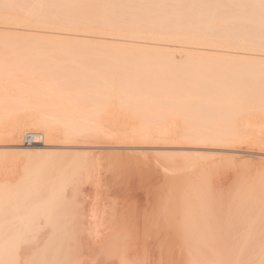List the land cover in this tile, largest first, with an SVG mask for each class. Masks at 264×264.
<instances>
[{"label":"rangeland","instance_id":"1","mask_svg":"<svg viewBox=\"0 0 264 264\" xmlns=\"http://www.w3.org/2000/svg\"><path fill=\"white\" fill-rule=\"evenodd\" d=\"M105 1H107V3ZM230 1L231 0H228V2ZM77 2L82 5L88 3V5L85 4V11L88 13L94 12L95 6H97L95 7L96 10L99 9L98 7L101 8V6H103L102 9H100L103 11L105 6L108 8L110 5L111 8L116 5L117 7L122 6L121 9H116L124 12L127 10L131 11L133 8L131 7L132 4H135V0H77ZM128 3H130L129 5H131V8L129 5L127 6ZM90 5L91 9L88 7ZM123 5L125 7H123ZM134 6L136 7L137 5L135 4ZM126 7H129V9H126ZM122 8L126 10H122ZM5 10L8 11V14L11 12V14L15 13L14 8L8 9L5 7L2 9L0 8V13H7ZM137 10L138 9H135L133 13ZM233 10L236 9L234 8ZM170 11L171 10L168 9V12ZM117 12L118 10H116V13L114 14L116 15L121 13L120 11L119 13ZM171 12V14H173L174 10ZM95 13H99V10ZM130 13H132V11ZM174 14H176L181 20H184V18H182V16H185L184 13H180L179 15L177 13ZM174 14L172 15V18L169 17L170 19L167 17L168 21L166 20V23L164 22L162 24H158L156 22H152L153 24H156H150L149 27L146 26L145 28L148 27L147 29H149L151 27L150 30L152 31V29L156 28L157 25L159 26V29H161L160 31L163 29L162 32L165 33L166 31L167 34L169 32L173 34L175 30L177 32V29L179 30L180 28L187 31L186 29L188 28L190 31L188 30L186 33L189 34L190 32L191 35H189L192 36L193 33L191 31H194V29L192 30V26L195 23H193V25L182 23V21L178 20L177 16L175 15V17ZM111 17L118 18L117 21L123 20L119 18V15L118 17L116 15L110 16L102 23L101 21L89 23L88 21H85L86 19L84 20L85 22L78 21V25L75 24L72 26L64 22H55L53 24V28L56 29L36 28L32 26H12L0 23V75L6 77V79L3 80L6 84L2 82L0 84V193H3L4 195L8 193L6 196H13L15 202L12 208L10 207V212L7 211L6 213H2L0 215V219L3 217V220H0V222L4 221L5 223H3L5 227L2 223H0V227L2 225V228L6 230L7 226L10 231L7 229L6 232L9 233L19 229V231L17 230L18 232L16 231V233L14 232L13 234L14 236L19 233L21 235V231H23L24 226L18 221V219L20 217L25 220L29 218L28 221L33 219L32 216L35 215L33 211H35V208L40 207L39 205L42 204V200L40 195H38V198H40L38 200L41 202L39 203L36 199L35 204L34 201H32V203L37 207L34 208L33 204L30 203L23 211L19 212L18 210L20 209L16 210L18 206L17 202L20 203L19 201H21L23 199L22 197H24L23 194L32 192V183H36V186H41L39 182L41 183L43 178H51L53 183L56 182L54 183V187H56L55 190L57 189V191L59 190L60 192L63 190L65 191L60 193L63 194L60 201L63 200L65 201L64 203H70V205L66 204L68 206H65L63 201H61V204L58 205V207H60L59 210L63 208L62 211H66V208L68 207V210L71 206V212L68 210V215L64 217L67 220L69 218L70 221L68 224V221L66 220V225L71 226L74 219L76 220L73 221V225L75 221L77 222L79 220V224L84 221L86 226L84 228H88L87 231L89 230L90 232L88 233L85 230L86 233L84 232L82 234L83 236H88L87 238L92 236L94 238L97 237V233L99 234L98 236H101L105 230L107 232V226L110 228L109 225H112V223L117 226L124 225V228H129V226L132 228H146L147 224H149L148 227L150 228L147 227L146 229L153 228L154 231L152 230V233L156 236L154 235L152 240L155 238L157 243L151 240L152 246L150 245L148 248L150 251L153 246L154 248L151 252H148L149 250L145 252V254H148L149 257H145L143 264H150V262L151 264H183V262L184 264H190L191 262L196 264H216V258H218L220 253H222L224 247H226L225 252L233 249L232 242H229V244L227 243L225 246L218 247L216 246L215 238H213V240L207 239L206 242V239H200L201 237L196 239V235H193L194 240L193 238H189L191 234H188V236L185 231L183 235H186L187 239L186 237L184 239L181 237L177 240H180L179 242L169 241L170 236L168 238L166 236H162V238H160V236L170 233L172 228L177 227L180 224V217L182 219L185 215V220L187 217L191 216V220L194 218L198 219L199 217L203 218L206 215V217H215L216 221H214L215 218H213V220L210 219V223L203 221L196 223V225L198 227H201L202 225L204 228V223L210 224V226H215L219 223V225H216V229H224V226L222 227V225L224 224L227 226L228 220L236 221V219H238L237 215L233 214V212L236 213L239 203L244 199H248L246 208L247 211H249V215L246 214V220L248 217V221L250 220V222L244 224V227L259 226L264 231V144L261 143V140H264V115H262V112L249 109L239 110L235 112V118L230 122V124L220 121L207 124L206 127L208 128H213L214 125L218 124L221 125L223 129H226L227 132H233L232 135H223L218 137V140L221 141H231L232 143L230 145L211 144L212 142L204 141L205 139H210L211 137L198 136L194 134L193 136L192 134H188L189 131H187L188 128L193 129L199 127L197 126L199 123L194 120V118L204 114L203 110L205 107H177L174 104L170 105L172 103L171 101H177L178 103L184 101H182V97L173 98L167 94L164 96H157L156 94L147 95V101L161 102L167 104V107H130L126 104L124 97L119 99V96H114L112 94L103 95L101 92H98L100 88H98L99 86L95 85L92 78H90V75L87 73V68L84 69V64H82L83 62L77 61L74 58L77 53L74 54V52L72 53L70 52L71 50H68L73 46L74 48H78L80 46H91L92 48H96L95 51L98 52L96 54L99 55L100 53L101 55L99 56L103 58L105 55V58L107 57L111 63H118L116 65H112V70H117L118 72L125 71V75H128L126 78L129 77L127 79L124 78V80L126 79L124 83L126 85L132 81V78L134 77L133 74L141 73L145 70L147 66L144 64V59L149 58V56V59L152 57V59H158L159 61L162 59L166 60L167 58L173 62L175 61L174 63H177L176 65L179 66L186 64L190 58H198L202 61L262 63L264 62V56L250 51L246 46V41H243L244 39H239L235 42L233 41V46H230L232 48L214 49L210 46L204 47L199 45L198 42L200 41L197 39L190 41L185 40L184 42L186 43L187 41V44H182L177 41H173L172 39H168V37L164 40H157L152 35L149 37L150 34H148L146 38L143 36V39L142 37L140 39L137 37L129 38L130 36L125 33V29L127 30L131 26V23H129V26L124 25V21H129V18L125 17V20H123V22L121 21V25H123V27L118 24L121 22H115L116 19H111ZM215 17L216 16L213 17V20ZM200 18L202 19V17H198V19ZM110 20L112 21L111 23ZM223 23L224 22L220 20H214L210 22V24L200 23V25L201 27L203 26L202 28L209 26L216 28L219 27L220 29L226 26V23L224 25ZM185 25L187 28H185ZM200 25L199 23H196L193 28ZM227 26L230 25L227 24ZM118 28H123L125 32L123 33L120 31L122 29ZM198 28L199 27H197V29ZM186 33L183 35L187 36L188 34ZM68 46L70 47L68 48ZM65 47H67V51L63 50ZM98 49L100 51H98ZM19 55L29 56L26 57L25 60L19 61L16 59L17 57H14ZM156 56L157 58H155ZM3 85H6V88H4ZM44 85L48 86V88L54 92L55 96L65 99L68 98V100L86 107H64L65 111L63 109V111H61V107H44L43 104L41 105L36 103L42 99L43 94L40 90ZM102 98L104 101L105 99L107 100L105 107H99L98 105L99 103L101 105ZM30 105L32 107H28ZM49 116L55 117L56 119L58 118L59 121L52 123L49 120ZM42 121L51 125L52 129L54 128V135L50 139L44 136L42 143L46 142L48 143V146H43L40 143L37 144V147L34 149L31 148L32 150H30L25 145L26 142L24 141V134L26 131L32 133L42 131ZM60 121H63V123ZM76 121H79V124H77L78 122ZM71 122L73 124H77V128L81 130V133L78 132V129L76 130L77 135L83 134L85 131L89 132L87 130L95 125H99L103 132L109 135L106 136V138L104 136H97L87 140H84L82 137H77V139L76 137L69 138L68 136L71 137V135L75 134L74 131H72V134L71 130H69ZM84 122L85 124H83ZM16 125H18L20 127V131H22L20 134L18 132L16 133L17 130L15 131L14 129L17 127ZM34 125L37 128H34ZM79 125H81V127ZM27 126H29V128ZM227 126L229 127L227 128ZM255 131H258L259 133L258 135L255 133L257 136L253 133ZM70 140H73L74 142H70ZM18 142L24 145L17 146L16 144ZM82 142H84V144ZM85 163H87L86 166ZM69 172H71L72 175ZM76 173H78V176ZM24 178L25 180H23ZM141 178H147L149 179L147 180L148 183H150V181L151 183L141 184ZM51 179L48 180L51 181ZM33 180L35 182L31 183ZM70 184L74 186L72 187ZM15 188L19 191L13 190ZM61 188H63V190ZM24 189L28 190L25 192ZM172 190L177 191L172 193ZM148 192H152V194H149ZM177 192L181 194L179 195ZM12 193H16V195L14 196ZM20 194L21 196L17 197ZM77 195L78 197H76ZM177 196H181L185 199L182 198L181 200V197L178 198ZM174 197L179 200V203L181 202V205L177 203L178 201H176ZM17 198L22 199L18 200ZM171 199L173 200L172 202ZM175 203L176 205H173ZM184 203H186V205H184ZM62 204L66 208L64 206L61 207ZM76 204H79V208ZM82 204L86 205L83 206ZM202 204H204L205 207ZM249 205L253 207H249ZM81 206H83V208ZM174 207L179 208L174 209ZM77 208L83 213L82 215L79 211H77ZM81 209H84L86 214H84L85 211H82ZM57 210L58 208H55L53 213L54 211L57 212ZM175 210H178L180 214H178ZM200 210L201 213L203 212L202 214L200 213ZM204 210L206 211L204 212ZM30 211H32L33 215ZM75 211H77V213ZM26 212L28 215H31V219ZM146 212L149 214L147 215ZM19 213L20 216H17ZM92 213H95L96 215ZM181 213H183V215H181ZM112 214L118 216L119 219ZM145 214L150 217L147 218L146 216V219ZM83 215H86V217L84 218ZM73 216H75V218H73ZM76 216L79 218L82 217V220ZM111 216H113V219H111ZM235 216L236 218H234ZM104 217H106V219L107 217H111L110 219H107L110 220V222L105 220ZM256 217H260V221L258 220L253 223L251 220ZM12 218L15 220L14 223H17L18 221V224L15 223L16 227H18L14 230H11L13 229L12 226L16 228L15 225L12 224ZM219 218L220 220H218ZM223 218H225V220L228 219L226 220L227 222L225 220L223 221ZM116 220L117 223H115ZM145 220H147L148 223ZM43 221L44 218L41 217L38 222H34L35 228H39L40 226L42 230L43 226V228L48 229H43V231H41L39 228L40 231L38 233L42 234L49 231V228L45 225V221ZM93 221H97L99 224H95ZM105 221L107 224L106 226L105 223H103ZM40 222L45 224H41ZM142 222L143 226L141 225ZM103 224L105 228L100 226ZM139 224L141 226H138ZM166 224L167 226L165 227ZM206 224L205 226H207ZM171 225H173V227H171ZM96 226H98V229H96ZM191 226L194 227L195 225L190 224L189 227L191 228ZM160 227L166 228L167 231L164 232L165 230H161ZM198 227L195 226V228ZM95 230L97 233H95ZM159 231L160 235L158 236L160 240L157 236ZM45 233L43 235L39 234V236L36 234V236L39 237L36 240H43L45 239V236L48 237L49 232L46 233L47 235ZM91 233L92 235L89 236ZM41 235H45L44 238ZM157 239L159 240L160 245ZM41 240L35 242H39V245L30 241L26 245L23 243L22 247L34 244L33 246L31 245L34 247L30 252V255L32 256L34 255L33 253L42 250V245L45 240L42 241L43 243ZM183 240L186 243L183 242ZM191 240L195 241L197 246L198 244H200V246H193L194 242ZM199 240H203L205 245H201L203 243L202 241H200L202 243H197ZM211 240L213 242L209 243ZM263 240L264 236L262 239L263 245L261 244L257 248H250L251 250L248 249V253H251L248 254L249 263H251V261L255 262L258 255L257 253L252 254L253 251L255 252L261 247L264 250ZM40 244L42 245L40 246ZM169 244L171 246H169ZM207 244L208 249L205 247ZM211 246H213L212 249L210 248ZM39 247L41 249H39ZM206 249L209 251H204L205 253L200 251ZM217 249L219 255L216 254ZM200 252L201 255L203 254L202 256L197 255ZM208 252L209 254L207 255ZM211 254H215L212 256H216V258H213ZM101 255L90 252L85 256L86 258L84 257L85 259L88 258L87 261L83 260L86 261V263H81L105 264L104 256L102 258ZM161 255H164L163 257L165 259ZM158 257H160V259ZM187 257H189V259ZM190 257L195 260L190 259ZM167 258L172 261L169 263V259ZM113 259L116 258L107 260L106 264H111ZM147 260L149 262H147ZM189 260L191 261L189 262ZM208 261H213V263ZM115 264H118V262Z\"/></svg>","mask_w":264,"mask_h":264},{"label":"bare ground","instance_id":"2","mask_svg":"<svg viewBox=\"0 0 264 264\" xmlns=\"http://www.w3.org/2000/svg\"><path fill=\"white\" fill-rule=\"evenodd\" d=\"M78 1H80V0H78ZM224 1L225 0H135V4L137 5L136 7L134 6L135 4L134 5L132 4V6L129 5L130 3L127 4V6L129 5V7L131 6L135 9H138L137 11H135V13H133L135 10L133 8H132V10L130 9L132 11V13H130L131 11H129V10H127L125 12L121 11L119 9H121L122 6L117 7V5L115 7H112V8L110 5L108 8H106L107 6H105L104 3L105 2L107 3V1H105L103 3L105 6L103 11L100 10V9H102L103 6H101V8L98 7L99 9L96 10L95 7H97V6L94 5L95 11L88 13L85 11V8H86L85 4L88 5V3H85L84 5H82L81 3L77 2V0H69V1L68 0L67 1H65V0H0V4H1L0 8L1 9L3 7L8 8V9L14 8V12H15L14 14H11L12 12L9 11L11 13L8 14V11L5 10L7 13L2 11L3 13H0V23L6 24V25L7 24L12 25V26H24V27H26V26L31 27L32 26V27H36V28L56 29V28H53V24L55 22H64V23H67L71 26L75 25V24L78 25L79 24L78 21H83V22L88 21L89 23L101 21V23H102L103 21L107 20L110 16H116L117 15V17H118V15H119V18L123 19V20H125V17L129 18V21H124V25H126V26L127 25L129 26V23H131V26L127 30L124 28L126 32L123 30V28H118V29H122L120 31H122L123 33L125 32L128 36H130L129 38H131V37L136 38L137 37L140 39L142 37V39H143V36L146 38V36H148V34H150L149 37H151V35H152L157 40H164L165 38L168 37V39H172L173 41H177V42L182 43V44L185 43L184 42L185 40L190 41V40L197 39L198 41H200V42H198L199 45L204 46V47L210 46V47H213L214 49H216V48L217 49L218 48L229 49V48H232L230 46H233L232 45V44H234L233 41L235 42L236 40L238 41L239 39L240 40L244 39L243 41H246V46L250 51H253V53L262 54L264 56V0H231L230 2H228V0H226L228 3L226 1L225 2ZM122 4H123V2H122ZM106 5H109V4H106ZM124 5H123V7H125ZM88 7H90V9H91V5ZM129 7L128 8L126 7V9H129ZM116 8H119V9H116ZM234 8L236 10H233ZM123 9L124 8H122V10ZM126 9H124V10H126ZM168 9H170L171 11L174 10L173 14L177 13L179 15L180 13L181 14L184 13L185 16H182V18H184V20H181L180 18H178V16L176 14H174V16L176 15L178 20H181L182 23H185V24L187 23V25H190V24L193 25V23H195L194 25H196V23H199V25H200V23H202V24H204V23L208 24L209 23L210 24V22H212L214 20L215 21L220 20V21L224 22L223 25L226 23V26H227V24H229L230 26H227V27L222 26L223 28L219 29V27L216 28V27H209V26L202 28L203 26L201 27V25H200V26H197L200 29L199 28L197 29L196 26H195V28H193V26H194L193 25L192 30L194 29V31H191V32L193 34H196V35L192 34V36H190L191 35L190 32H189L190 35L188 33H186L188 30L190 31V29H188L186 27V25H185V28H187L186 29L187 31H185V29H183V28L182 29L180 28L179 30L177 29V32H176V30L174 29L175 30V32L173 33L174 35L171 34V32H169L170 35H169V33L167 34L166 31H165V33L162 32L163 29H162V31H160L161 29H159V26H157V25H156V28H153L155 26L152 27L154 29V30L152 29V31L150 30L151 27L149 29H147L150 24L155 25L156 23H158V24H162L164 22L166 23V20L168 21L167 17L172 18L173 14H171L172 13L171 11L168 12ZM246 9H249V10H246ZM98 10H99V13H95ZM116 10H118L117 13H119V11L121 13L115 15L114 13H116ZM169 13L171 14V16ZM214 16H216V17L213 20ZM180 17H181V15H180ZM198 17H202V19L201 18L198 19ZM203 17H204V19H203ZM113 18H114V20L116 19L115 22H121V21L123 22V20L117 21L118 18L111 17V19H113ZM177 18H176V20H177ZM218 18H219V20H218ZM169 21H171V20H169ZM173 21H175V20H173ZM83 22H80V23H83ZM108 22H109V20H108ZM111 22L112 21L110 20V23ZM122 22L118 23V24L121 25ZM152 22H156V23L153 24ZM178 22H180V21H178ZM178 22H177V24H178ZM110 23H108V24H110ZM125 23H128V24H125ZM121 26H123V25H121ZM146 26H148V27L145 28ZM178 27H179V24H178ZM155 29H157L158 31ZM182 30H184V31H182ZM155 31H157V32H155ZM178 31H181V32H178ZM152 32H154V33H152ZM185 33L188 35L187 36L183 35ZM164 34H167V35H164ZM112 35H115V34H112ZM185 44H187V41ZM188 44H190V43H188ZM69 47L70 46H68V48ZM40 50H42V49H40ZM45 50H47V49H45ZM63 50L67 51V47H65ZM95 50H96V48H94V47L92 48L91 46L90 47L89 46H80L78 48H76V47L74 48V46H73L71 49L69 48L68 51H70L72 53L74 52V54L77 53V55H75L74 58L77 61L83 62L82 64H84L83 65L84 69L87 68V73L90 75V78H92V81H94L95 85L99 86L98 88H100V89L98 90V92H101L103 95L112 94L114 96H119V99L124 97L125 98L124 100H126L125 101L126 104H128L130 107H153V106H155V107H167L168 106L167 104H164L161 102L147 101V95L148 94H156L157 96H164L167 94L173 98L182 97V99H183L182 101H184V102L180 101L181 103H178L177 101H175V102L171 101L172 103L170 105L174 104L177 107H205V109L203 110L204 114L194 118V120H196L199 123V124H197V126H199V127L193 128V129L188 128L187 131H189L188 134L211 137L210 139L204 140L207 142L208 141L212 142L211 144L214 143V144L230 145L232 143L231 141H221V140H218V137L223 136V135H232L233 132H227L226 129H223L222 126L218 125V124L214 125L213 128H208V127H206L207 124H210L211 122L216 123L218 121L230 124V122L233 121L235 118V112L239 111V110H244V109H249V110H253V111H261L262 115H264V62H262V63H256V62L242 63V62L202 61L198 58H190V59H188V62L186 61L187 62L186 64H184V65L180 64L181 66H179V65H176L177 63H174L175 61L173 62L170 59L166 58V60L162 59L161 61H159L158 59H152V57H151V59H149L150 58V56H149V58L144 59V64H146V66H147L145 68V70H143V72H141V73L133 74L134 77L132 78V81L129 82L128 85H126L124 83H125L126 79L129 77L126 78V76H128V75H125L126 74L125 71L124 72H121V71L118 72L117 70H112V68H111L112 65H116L118 63H111V61L107 57L105 58V55L103 58V57L99 56V55H101L100 53H99V55L96 54L98 52H96ZM98 51H100V50L98 49ZM28 56L29 55H19V56H14V57L15 58L17 57L16 59H18L19 61H22V60H25V58ZM155 58H157V56ZM124 78H126V79L124 80ZM4 79H6V77L0 75V84H1V82L2 83L5 82V81L3 82ZM4 84H6V83H4ZM3 87L6 88V85H3ZM40 92L43 94L42 99L36 103H39L41 105L43 104L44 107L45 106L46 107H61V111L64 110V107H86V106L80 105L79 103L72 102L71 100H68V98L65 99V98H60V97L55 96L54 92L52 90H50L48 88V86H46V85H44L41 88ZM31 104H33V103H31ZM106 104H107V100L105 99V101H104L102 98L101 105H100V103L98 105H99V107H105ZM243 104H245V105H243ZM28 107H32V106L30 105ZM87 107H91V106H87ZM49 120L52 123H56L59 121L58 118L56 119L55 117H52V116H49ZM44 122L42 121L41 124H43V126H42V128L40 127L42 129V131L37 132L40 134H36L35 135L36 138L32 142H30V143L27 142L25 144L28 147V149H30V150L34 149L35 147H37V144H40V143L43 146H48V143H46V142L42 143L41 139H43L44 136L48 137L49 139L52 138L54 135L53 134L54 128L52 129L51 125L44 123ZM60 122L63 123V121H60ZM76 122H78L77 124H79V121H76ZM28 123H30V122H28ZM35 124H37V123H35ZM70 124L71 125H70L69 130H71V132L74 131L76 134V132H77L76 130L78 129L77 128L78 125L73 124L72 122ZM83 124H85V122ZM21 125H23V124H21ZM81 125H79V126L81 127ZM16 126L17 127H15L14 129H15V131L17 130L16 133L18 132L20 134V132H22V131H20V127L18 125H16ZM25 126H26V124H25ZM25 126H23V127H25ZM29 126H27V127L29 128ZM201 126H203V127H201ZM82 127H83V125H82ZM228 127L229 126H227V128ZM31 128H33V127H31ZM34 128H37V127L34 125ZM21 129H22V127H21ZM79 130L80 129H78V132L81 133V130L80 131ZM87 131H89V132L85 131L86 132L85 133L82 130L83 134H80V135L74 134V135H71V137L70 136H68V137L69 138H72V137L75 138L76 137V139H77V137H82L84 140H87L89 138H95L97 136H102V137L104 136L106 138V136L109 135V134L103 132L102 128L99 125H95V126L89 128V130H87ZM88 133H90V134H88ZM253 133L255 136H257L259 134L258 131L257 132L255 131ZM72 134H73V132H72ZM70 142H74V141L70 140ZM84 142H82V143L84 144ZM261 143L264 144V140H261ZM16 145L17 146H23L24 144L18 142ZM75 162H76V160H75ZM87 163H85V166ZM73 165H74V163H73ZM71 167H72V165H71ZM81 171H84V170H81ZM69 173L71 174V172H69ZM76 174L78 176V173H76ZM76 174H74V175H76ZM67 178H69V177H67ZM48 179L50 180L51 178H48ZM48 179L43 178L42 182L41 183L39 182V184H41V186H36V183H32L35 181L34 180L31 181L32 186H33L32 192H28L26 194L22 193L24 195V197H22L23 199L21 198L22 199L21 200L19 198L21 201H19L20 203L17 202L18 206H17L16 210L20 209V210H18V212H19V211H23L28 204L32 203V201H34V203H35L36 199L38 200L41 198V200H42V202L40 200H38L39 203L40 202L42 203L39 205L40 207H37L32 203L34 208L37 207V208H35V211H33V213L35 215H33L32 211H30L31 214L33 215L32 216L33 219H31L32 218L31 215L30 214L28 215L27 212H26L27 215L30 216V219H31L30 221H28L29 218L27 220L21 219V217L18 219V221L24 226L23 231H21V235H20V233L16 234L15 236L13 234L14 232L16 233L17 230L19 231V229H17L18 226L16 227V224H18V221H17V223L15 222L16 223L15 224L14 223L15 220L13 218L11 219L13 222L12 224H14L16 227V228H14L12 225H10L13 228L11 230L17 229L11 233L6 232V230L9 229L7 226H6V230L4 228H2L4 221L0 222V223H2V225L0 227V264H82L81 262L86 263L88 258L85 259L86 258L85 256L90 252L95 253V254H100V255L102 254L101 256H102V258L104 256L105 264H106L107 260H110L112 258H116V259H113L111 261V264H115L116 262H118V264H141V263L143 264V262L145 261V257H149V255L145 254V252L147 250H149L148 252H151L152 249L154 248V246H153V248L150 251V249L148 247H150V245L152 246L151 240L155 235V234L153 235V233H152L153 228L152 229H146L149 226V224H147L146 228H144V227L132 228L131 226H129V228H124L125 227L124 225H123L124 226L123 227L121 225L117 226V225L112 223V225L108 224L110 228H108V226H107V232H106V230L104 231V233L106 232L105 234L101 233L102 235L100 234L101 236H98L99 234L95 230V233H97L96 234L97 237L93 238L91 236V237L87 238L88 236L86 237L85 235L84 236L82 235L85 232V230L88 233L90 232L89 230L87 231L88 228L87 229L84 228V227H86L84 221L80 224H79V222H80L79 220H78L79 222L75 221L74 225H73V221L76 219H74V220L70 219V220H73L71 226L66 225L67 224L66 222L68 221V224H69L70 221H69V218L67 220L64 217H66L68 215V210L70 211L71 206L69 207L68 210H67L68 207L66 208L65 206H68L66 204L70 205V203H68V202L64 203L65 201L61 200L65 204V206L62 204L61 207L64 206L66 208V211H64V210L62 211L63 208L59 210L60 207H58V205L61 204L60 198L63 195L60 193H63L65 191L63 190V188H61L63 190L61 192L59 190L57 191V189L55 190L56 187H54V183H56V182L53 183L52 179H51V181H49ZM54 179H55V177H54ZM23 180H25V178ZM147 180H149V179L141 178L140 183L141 184L142 183L150 184L151 181H150V183H148ZM64 181H65V178H64ZM114 181H115V178H114ZM25 183H26V181H25ZM64 183H66V182H64ZM22 184H23V182H22ZM75 186H77V185H75ZM78 186H80V185H78ZM21 187H22V185H21ZM28 189H24V191L26 192ZM13 190H17V188H15ZM177 190H172V193H175ZM17 191H19V190H17ZM22 191H23V188H22ZM11 192H15V191H11ZM5 193H6V191H5ZM177 193L179 194V192H177ZM13 194L14 193H12V195ZM149 194H152V192ZM6 195H4L3 193L2 194L0 193V215L2 213H6L7 211L10 212V207L12 208L13 204L15 203L14 197L11 196V193H10L11 197H8L9 195L8 196H6ZM15 195H16V193L14 194V196ZM38 195H40V198H38ZM173 195H175V194H173ZM19 196H21V194L18 195L17 197H19ZM73 196H74V194H73ZM76 197H78V195ZM177 197L180 198L181 196H177ZM170 198H172V197H170ZM182 198L183 197H181V200H182ZM112 199H113V197H112ZM183 199H185V198H183ZM73 200H74V197H73ZM73 200H71V201H73ZM175 200L178 201L177 203H179L178 199L175 198ZM200 200L203 201L202 199H200ZM172 201L173 200L171 199V202ZM184 201H182V202H184ZM260 201H261V199H260ZM247 203H248V199L242 200L239 203L238 207L236 206L237 207L236 213L233 212V214L237 215L239 220L236 219V221L235 220L229 221L228 219H226V220H228V222H227L225 220V218H223V221L225 220L228 223L227 226H225L224 224L223 225L221 224L222 227L224 226V229L223 228L222 229L219 228V230L216 229V225L217 224L219 225V223H217L215 226H210V224L204 223V228L202 227V225H201V227H198L196 225V223L203 222V221L210 223V219L213 220V218H215V217H212V216L206 217L207 215L203 217V215H204L203 214L202 215L203 218L199 217L198 219L194 218L193 220H191V217H192L191 216V217H187L188 220L187 219L185 220V218H186V215H185V217H183L182 219L180 217V224L178 226L176 225L177 227L172 228V230H170V233H168V234L166 233V235H164L162 232L163 235H161L160 238H162V236L163 237L166 236L167 238L170 236L169 241H177L181 237H183V239L186 237V235H183V233L185 231L187 235L191 234L190 236H192V237H190L189 235L188 236H189V238H193V239H194L193 235L194 236L196 235V237H195L196 239L200 238V237H201L200 239H203V240L206 239L205 240L206 242H207V239L213 240V238H215L216 239V246H218V247L225 246L227 243L229 244V242L230 243L232 242V248L233 249H231L229 251L225 252L226 247H224V250L220 248L223 251H222V253L219 252L220 253V255H219L218 249H217L216 254L219 255L218 258H216V256H212L215 254H211V256L213 258L214 257L216 258V264H264V250L262 247L259 248L260 250L258 249L255 252L252 250L253 251L252 254L257 253L258 255L256 257L255 262L251 261V263H249L248 254H251V253H248V249L254 248V247L257 248L261 244L263 245L262 239L264 236V231L259 226L244 227L245 223L250 222V220L248 221L249 217L246 220V214H248V212H249V211H247V208H246ZM256 203H257V201H256ZM17 204H15V205H17ZM179 204L181 205V202ZM179 204H177V205H179ZM15 205H14V207H15ZM84 205H86V204H84ZM173 205H176V203ZM184 205H186V203H184ZM202 205L204 206V204H202ZM251 205H249V207H253ZM255 205H257V204H255ZM76 206H78V208H79V204H76ZM83 206H81V207L83 208ZM74 207H75V205H74ZM179 207H181V206H179ZM179 207H176V208H179ZM196 207H199V206H196ZM55 208H58V210H57V212L54 211V213H53V210ZM176 208L174 207V209H176ZM258 208H259V206H258ZM146 209H145V211H146ZM235 209H234V211H235ZM29 210H31V209H29ZM178 210H181V209H178ZM178 210L177 211L175 210V211L178 214H180V212H178ZM260 210H261V208H260ZM73 211H72V215H73ZM77 211H79V209ZM77 211H75V212L77 213ZM82 211H85V210L83 209ZM147 211H148V209H147ZM205 211L206 210H204V212ZM262 211H263V209H262ZM75 212H74V214H75ZM151 212H153V211H151ZM193 212H195V211H193ZM80 213H81V215L83 214L82 212H80ZM80 213H79V215H80ZM200 213H201V210H200ZM252 213H253V211H252ZM263 213H264V211H263ZM84 214H86V211ZM92 214H95V213H92ZM108 214H110V213H108ZM146 214L148 215L149 213L146 212ZM146 214H145V218L147 216ZM186 214H187V212H186ZM191 214H193V213H191ZM208 214H209V212H208ZM15 215H17V214H15ZM21 215H22V213H21ZM27 215H26V218H27ZM69 215H70V213H69ZM76 215H78V214H76ZM112 215L115 216L114 214H112ZM181 215H183V213H181ZM259 215H260V212H259ZM17 216H20V213ZM83 216H84V218L86 217V215H83ZM107 216H109V215H107ZM113 216H111L112 218L111 217L110 218L113 219ZM231 216H233V215H231ZM24 217H25V215H24ZM41 217L44 218V221L46 224L41 223V222L40 223L45 224L46 227L49 228V231H47V232H49L48 237H46L44 235L45 239H43L44 236H42L45 232L43 234L38 233L41 230L40 226H39L40 230H39V228H35V226H34V222L35 223L38 222V220H40ZM76 217H78V216H76ZM115 217L118 218V216H115ZM148 217H150V216H147V218ZM250 217H251V215H250ZM71 218H72V216H71ZM73 218H75V216H73ZM81 218H79V219H81ZM110 218L107 217V219H110ZM176 218L179 219L178 217H176ZM176 218H174V219H176ZM234 218H236V216ZM259 218L256 217L255 219H252L251 221L254 223V222L258 221ZM95 219H97V218H95ZM104 219L107 220L106 217H104ZM0 220H3V217ZM218 220H220V218ZM221 220H222V218H221ZM107 221L110 222V220H107ZM145 221L147 222V220H145ZM214 221H216V218ZM101 222H102V220H101ZM143 222L141 223V225L143 224ZM93 223L96 224L97 221L96 222L93 221ZM103 223H105V226L107 225L106 221ZM115 223H117V220ZM260 223H262V222H260ZM10 224H11V222H10ZM97 224H99V223H97ZM188 224L189 225L193 224L198 228H195V226L194 227L191 226V228H190ZM205 224L207 226H205ZM141 225L139 224L138 226H141ZM221 225H220V227H221ZM3 226L5 227V225H3ZM8 226H9V224H8ZM100 226L104 227V224L100 225ZM166 226H167V224L165 225V227ZM36 227H38V226H36ZM96 227H97L96 229H98V226H96ZM126 227H128V226H126ZM171 227H173V225H171ZM148 228H150V227H148ZM160 228H161V230L164 229L165 230L164 232L167 231L166 228H162V227H160ZM43 229H46V228H43V226H42L41 231H43ZM46 230H48V229H46ZM46 230H44V231H46ZM9 231H10V229H9ZM156 231H158V230H156ZM160 231L158 234L156 233L157 236L160 235ZM36 234H38V236H39V234H42L41 236L43 238L42 237L41 238L43 240H41V239L40 240H41V242L44 240L45 241H44L43 245L40 244V246L42 245V247H43L42 250L39 252L33 253L34 255L31 256L30 252H31L32 248H34L32 246L34 244L39 245V242L38 243H35V242L40 241L39 239L36 240L37 238H39L36 236ZM90 235H92V233L89 234V236ZM160 238L158 236L159 240H160ZM158 239H157V241L159 243ZM186 239H187V237H186ZM203 240H199V242H197V243L203 242L201 245L204 246L205 242ZM212 240L209 243L213 242ZM30 241L34 242L33 245L30 243L32 246L28 245V246L22 247L23 243H24V245H26ZM152 241H155V238ZM179 241H177V242H179ZM200 241H202V242H200ZM183 242H185V241L183 240ZM192 242H194L193 246L194 245L197 246L195 241H192ZM263 242H264V240H263ZM179 244H181V243H179ZM159 245H160V243H159ZM169 246H171V245L169 244ZM174 246H175V243H174ZM198 246H200V244H198ZM207 246H208V244L205 247H207ZM35 247H36V245H35ZM212 247L213 246H211L210 248L212 249ZM37 248H38V246H37ZM162 248H163V246H162ZM39 249H41V248L39 247ZM200 249H202V248H200ZM207 249H208V247H207ZM207 249L206 250H200V251H202V252L209 251ZM198 250H196V251H198ZM213 250H214V248H213ZM36 251H37V249H36ZM184 251H185V249H184ZM32 252H35V251H32ZM188 252H190V251H188ZM213 252H215V251H213ZM149 254H151V253H149ZM174 254H176V253H174ZM208 254H209V252L207 253V255ZM27 255H29V256H27ZM188 255H189V253H188ZM197 255L198 256L201 255V252ZM201 256H200V258H201ZM158 258L160 259V257H158ZM175 258H176V256H175ZM187 258L189 259V257H187ZM203 258H205V257H203ZM99 259H100V257H99ZM167 259H169V258H167ZM190 259H192V258L190 257ZM206 259H205V261H206ZM83 260H86V261H83ZM115 260H116V262H115ZM148 260H150V259H148ZM148 260H147V262H149ZM177 260H178V258H177ZM192 260H195V259H192ZM213 260H215V259H213ZM92 261H94V260H92ZM163 261H165V260H163ZM170 261H172V260L169 259V263H170ZM190 261L191 260H189V262ZM88 262H89V260H88ZM186 262H188V261H186ZM208 262L213 263V261H208ZM191 263H194V262H191ZM87 264H89V263H87ZM150 264H151V262H150ZM183 264H184V262H183ZM194 264H196V263H194ZM203 264H207V263H203ZM208 264H210V263H208Z\"/></svg>","mask_w":264,"mask_h":264},{"label":"built area","instance_id":"3","mask_svg":"<svg viewBox=\"0 0 264 264\" xmlns=\"http://www.w3.org/2000/svg\"><path fill=\"white\" fill-rule=\"evenodd\" d=\"M36 134H40V133H32V132H26L24 134V141L27 143V142H32L35 138H36ZM43 139H41L42 141Z\"/></svg>","mask_w":264,"mask_h":264}]
</instances>
